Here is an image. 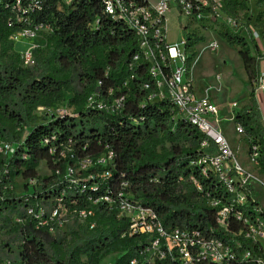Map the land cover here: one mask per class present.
<instances>
[{"label":"trees","instance_id":"1","mask_svg":"<svg viewBox=\"0 0 264 264\" xmlns=\"http://www.w3.org/2000/svg\"><path fill=\"white\" fill-rule=\"evenodd\" d=\"M59 1L40 0L41 10L32 14L52 30L45 36V45L33 50L34 64L26 67L10 40L19 29L7 24L11 6L0 5V142L15 144L9 157L0 152V237L16 234L20 238L16 257L10 254L9 242L0 239V264L8 260L11 264H99L110 254H115L113 264H130L132 259L140 263L148 237L130 234L126 218H118L104 203L90 206L86 198L115 197L119 192L131 194L152 208L167 228H195L224 239L215 209L208 204L212 198L224 199L223 188L195 164L203 153L215 151L214 142L189 122L173 121L168 100H150L158 90L145 59L133 61L139 53L138 37L122 21L103 13L102 0H79L62 11L56 9ZM263 1L257 0L258 6ZM223 3L228 14L238 16L242 12L250 22L248 0ZM263 18L264 10L257 12L256 25L264 32ZM203 21V28L214 26L240 55L251 91L232 121L242 126L245 143L249 138L259 143L258 173L264 176V127L253 94L259 67L252 52L259 51L241 33L211 17ZM204 41L203 36L186 31L188 71L198 55L196 46ZM65 93L72 95L67 102L74 115L53 114L40 122L46 117L38 116L37 109L62 102ZM91 97L93 103L88 106ZM114 97L125 98L117 114L94 107L98 100ZM204 141L207 148L202 147ZM107 151L113 152V164L96 165V159ZM82 160H89L93 166L77 177L89 180L70 183L64 178L67 165ZM42 161L49 175L38 174ZM106 170L112 175L103 178ZM20 175L35 180L30 195L15 194ZM253 184L252 203L264 212L260 204L264 188ZM62 190V203L71 213L92 207L94 214L83 222L75 219L74 226L58 234L36 228L32 217L23 225L12 222L14 215L25 216L28 206L36 209L41 204H53ZM243 245L250 247L247 242ZM257 253L264 257L261 251ZM153 264L176 263L165 258Z\"/></svg>","mask_w":264,"mask_h":264},{"label":"built area","instance_id":"2","mask_svg":"<svg viewBox=\"0 0 264 264\" xmlns=\"http://www.w3.org/2000/svg\"><path fill=\"white\" fill-rule=\"evenodd\" d=\"M78 1L60 0L56 9L62 11L64 7L72 6ZM6 2L7 0H0V5L11 6L7 24L10 27L19 28L10 35V40L13 43H21L27 41L25 40L27 38L41 36L44 46L45 36L50 34L52 29L39 16H32L34 12L39 13L41 10L40 0ZM102 5L105 15L122 21L136 33L139 40V53L133 56V61L140 57L145 59L148 64V74L158 90L157 95L150 100H168L172 105L173 121L189 122L214 142L215 151L203 153L195 164L200 167L203 175L214 176L223 188L224 199L212 198L208 200V204L215 209L218 229L224 234V239L195 228L183 229L177 226L167 228L152 208L142 205L131 194L119 192L115 197L108 194L96 198L87 196L89 205L97 207L99 204H106L107 208L115 210L118 218L124 217L129 221L130 234L148 237L147 244L143 252L141 251L140 263L132 259L130 264H153L165 258L176 264L250 262L264 264V257L257 253L261 251L264 255V212L252 203L253 183L264 188V176L257 172L259 143L252 138H249L246 143L248 161L256 169V176H254L249 169L238 162L236 154L221 131L218 104L208 97L197 95L189 74L190 70L188 71L189 54L185 51V38L182 42L183 50H180L178 42L173 44L168 42V31L173 20H175L176 28L183 29L186 35V31H191L193 26L209 17L222 23L231 31L245 36L259 51V53L252 52L259 67L253 94L264 127V32L262 27L256 25V15H251V20L248 22L247 18L242 17V12L238 16L228 14L223 0H102ZM259 8L258 12L264 10V1ZM95 23L96 21L90 27L94 28ZM40 46L42 47V44ZM40 46L33 43L24 50H19L24 67L33 63L32 52ZM208 47L215 50L217 44L213 41ZM147 87L148 85L145 84V88ZM109 93L108 95H111L110 91ZM93 99V97L89 99L88 106L93 103ZM124 100V97H114L110 101L98 100L94 107L117 114L123 108ZM229 105L234 112L237 102L232 101ZM59 115H66V113L61 112ZM234 115L235 113L231 116L232 119ZM234 131L244 136L242 126H234ZM202 147L207 148L208 142L204 141ZM14 148V143L0 142V152L8 157L14 152ZM113 156L112 151H107L96 159L95 164L102 167L112 165ZM82 163L86 170L89 166H93L89 160H82ZM68 171L72 170L68 169ZM67 172L64 178L70 183L89 180V177H81L77 180L74 176H66ZM111 175L109 170L101 174L103 178ZM34 182L35 180H27L26 183L28 187H31ZM96 189L97 186H93V190ZM63 194L65 190H62L53 204H41L36 209L28 206L25 216L14 215L12 222L23 225L27 217H32L36 228L43 227L54 234L55 231L65 227L70 218L83 222L88 216L94 214L92 207L71 213L72 211L70 212L62 203ZM2 199L0 192V201ZM92 226L93 224L90 227ZM244 242L249 243L250 247H244ZM6 264H11V261L8 260ZM14 264H24V262L15 261Z\"/></svg>","mask_w":264,"mask_h":264},{"label":"rangeland","instance_id":"3","mask_svg":"<svg viewBox=\"0 0 264 264\" xmlns=\"http://www.w3.org/2000/svg\"><path fill=\"white\" fill-rule=\"evenodd\" d=\"M248 4L250 6L249 13L252 14V16L256 15L260 9L257 4V0H248ZM202 23L205 24L204 21L199 22L191 28V30L198 36H203L205 41L196 46L198 55L191 66L189 72L190 77L193 80L195 90L197 89L196 93L199 97L209 96L216 104H218L221 118L219 127L221 131L236 154L238 162L246 169H249L250 172L256 176V169L251 166L248 161L247 145L243 140V135H238L234 131L235 125L231 118L236 111H239L243 105H245L244 102L250 94L251 86L243 70L237 48L226 43V41H224L216 33L214 26L203 28ZM175 24V20H173L168 31V42L170 44L178 42L180 50H183L182 42L185 38V32L181 28H176ZM25 40L27 41L13 43V48L16 52L24 50L33 43L38 46L41 44L43 46L44 43L41 36L27 38ZM213 41L217 44L215 50H211L208 47V45ZM33 64L34 60L30 66ZM70 96H72L70 93H65V99L62 102H59L51 108H38L36 114L38 116L46 117V119H42L40 122H46L53 116V114L59 115L61 112L66 114L73 113V110L68 106L67 102V99H69ZM232 101L237 102V108L234 109V112H232L229 105ZM68 169H71L72 171H68L66 176H74L77 180L81 178L77 176H81L82 172L86 170L82 161H77L73 164L67 165V170ZM37 172L39 175L50 174V171L44 161L39 163ZM26 182L27 180H25L21 175L16 178V186L14 187V190L17 196L32 193L33 188H27L25 185ZM261 204L264 207V199ZM74 225L75 219L72 217L69 219L66 226L55 231V234L61 233ZM1 238H3L4 242H9L11 247L10 254L16 257L18 252L17 245L20 242L19 236L16 234L1 235L0 239ZM1 252L4 256L6 255L5 251ZM14 256H10V258L13 259ZM114 258L115 254H110L99 264H113Z\"/></svg>","mask_w":264,"mask_h":264},{"label":"crops","instance_id":"4","mask_svg":"<svg viewBox=\"0 0 264 264\" xmlns=\"http://www.w3.org/2000/svg\"><path fill=\"white\" fill-rule=\"evenodd\" d=\"M241 60V59H240ZM194 63V62H193ZM242 63V62H241ZM196 92H197V89H196ZM202 97H208L209 99H211L213 102H215L212 98H210L209 96H202ZM247 100H248V97H247ZM247 100L244 102V103H246L247 102ZM261 192V198H260V204H261V202H262V200L264 199V192L263 191H260ZM261 206H262V204H261ZM263 207V206H262ZM263 209H264V207H263Z\"/></svg>","mask_w":264,"mask_h":264}]
</instances>
